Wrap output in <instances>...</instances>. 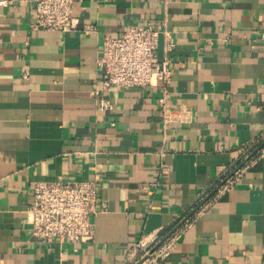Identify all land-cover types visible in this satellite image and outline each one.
I'll use <instances>...</instances> for the list:
<instances>
[{"label": "crops", "instance_id": "crops-1", "mask_svg": "<svg viewBox=\"0 0 264 264\" xmlns=\"http://www.w3.org/2000/svg\"><path fill=\"white\" fill-rule=\"evenodd\" d=\"M6 2L0 264H137L164 239L142 264H264V0H83L65 32L36 23L35 0ZM135 23L169 31L168 108L190 120L165 126L152 86L98 108L104 39ZM54 179L97 181L92 241L31 236L30 191Z\"/></svg>", "mask_w": 264, "mask_h": 264}, {"label": "built area", "instance_id": "built-area-1", "mask_svg": "<svg viewBox=\"0 0 264 264\" xmlns=\"http://www.w3.org/2000/svg\"><path fill=\"white\" fill-rule=\"evenodd\" d=\"M80 1L83 0H35V21L50 30L65 32L76 28L79 21L74 11L76 3ZM4 5H7L6 0H0V6ZM161 34L170 37L165 28L160 30L135 23L123 34L104 39L97 60L102 81L92 91L101 111L114 110L115 104L109 95L114 87L152 86L160 90L159 105L165 126L191 119L188 110L168 108L171 97L169 85L175 71L170 57L160 59L158 55ZM173 45L169 41L166 50H171ZM229 179L225 181V188L231 186ZM30 192L31 202L27 214L32 237L50 243H85L94 239L95 218L105 206L104 203L99 205L96 180H41L34 183ZM149 251L146 249L145 252L148 259H155L165 252L157 250L150 254Z\"/></svg>", "mask_w": 264, "mask_h": 264}, {"label": "water", "instance_id": "water-1", "mask_svg": "<svg viewBox=\"0 0 264 264\" xmlns=\"http://www.w3.org/2000/svg\"><path fill=\"white\" fill-rule=\"evenodd\" d=\"M167 238H168V237H167ZM164 241H165V239H164L163 241H161L157 246H155L154 248H152V249L149 251V253L151 254L152 252H154V251L157 249V247H159ZM147 258H148V255H145V256L143 257V259H142L141 261H139L137 264H142Z\"/></svg>", "mask_w": 264, "mask_h": 264}]
</instances>
